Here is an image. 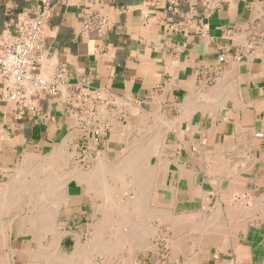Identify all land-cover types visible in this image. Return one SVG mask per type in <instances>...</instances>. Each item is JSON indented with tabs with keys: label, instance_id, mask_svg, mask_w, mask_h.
I'll use <instances>...</instances> for the list:
<instances>
[{
	"label": "crops",
	"instance_id": "0c3cea01",
	"mask_svg": "<svg viewBox=\"0 0 264 264\" xmlns=\"http://www.w3.org/2000/svg\"><path fill=\"white\" fill-rule=\"evenodd\" d=\"M43 8L39 74L52 82L62 70V84L33 119L18 121L0 101V264H264V0H225L217 9L199 0H0V36ZM76 85L99 90L91 112L68 104ZM154 138L144 172L156 179L145 183L144 204L135 197L146 186L135 180L121 193L110 179L47 182L45 195L16 202L5 193L18 187L9 177L23 163L58 147L71 173L72 160L114 167L130 145ZM119 204L137 209L118 215Z\"/></svg>",
	"mask_w": 264,
	"mask_h": 264
},
{
	"label": "built area",
	"instance_id": "2783aa9c",
	"mask_svg": "<svg viewBox=\"0 0 264 264\" xmlns=\"http://www.w3.org/2000/svg\"><path fill=\"white\" fill-rule=\"evenodd\" d=\"M193 1V0H190ZM225 0H199L205 9H217ZM49 18V9L43 8L33 15L23 13L17 19L14 33L0 36V101L13 107L15 118H35L39 113V102L47 97H57L62 84V70L51 82L39 74L45 59L44 26ZM104 19L87 20L84 32L104 23ZM223 58H218V72ZM206 82H212L207 78ZM100 99L99 90L86 85L72 87L67 98L71 108L78 112H91L93 101ZM258 134L257 137H261Z\"/></svg>",
	"mask_w": 264,
	"mask_h": 264
},
{
	"label": "bare ground",
	"instance_id": "6f19581e",
	"mask_svg": "<svg viewBox=\"0 0 264 264\" xmlns=\"http://www.w3.org/2000/svg\"><path fill=\"white\" fill-rule=\"evenodd\" d=\"M211 105V104H210ZM236 112V111H235ZM67 139V138H66ZM155 139V140H154ZM154 139H152V140H148L147 142H135V143H133L132 145H130L128 148L129 149H127L126 151H127V154L125 155V157H123V158H125V159H121L120 158V161H117V162H115V164H114V167H112V166H110L109 164H104V163H102V164H104V165H102V164H100L101 162H104V161H101V162H99V161H97L98 162V164L97 165H94V168H90V169H88L86 172H83L81 169H79V167L78 168H74L72 171H71V173L69 174V173H67L66 171H65V173H64V171H63V173L61 174V172H60V170L58 171L57 170V168L55 169V171L57 170V172H60V175H58V173L57 172H55L54 173V175L53 176H55V174L57 173V175L55 176V177H52V175H47V170H46V175H47V177L45 176L44 178L46 179H48V178H50V177H48V176H51L52 177V180H45L46 181V183L47 182H49V184H51V183H56L57 182V185H59V183L58 182H60V183H63V184H65L66 182H68L69 180H76V181H83V182H91V181H93L92 183H94V182H96V181H101V180H103V182H104V180H108V179H110V180H113V181H116V182H121L122 183V186H124V189H122V190H119L118 192L119 193H121V192H123V190H125V189H127V188H129V187H127L126 188V186L128 185V184H130L129 182H132L133 180H135L136 182H142V183H144V185L146 186L145 188H143V187H140L142 190H141V193H138V194H136L137 195V198L135 197V199H138V198H140L141 200H142V197L144 196V198L145 197H150V194H151V188H149V186H148V190L146 189L147 188V185L145 184L146 183V181L147 182H151V180L153 181L154 179H156V174L154 173V172H144V171H147L148 170V168H149V160H150V158H151V156H153L154 155V153H156L154 150H155V148H156V145H158V143H159V138H157V140H156V138H154ZM68 145V144H67ZM57 148V147H56ZM59 149H57L56 151H54V153L50 156L49 155V157H45L44 159H41L40 157H39V159L37 158V159H33V161H26L25 163H26V165H23V167H25V166H27L28 165V167L29 168H27V167H25V168H20V171H19V173H17L18 175L21 173L22 175L20 176V177H18L17 179H15V181L17 182V184H19L18 185V187L17 188H15V187H13L12 186V188H15V189H13V190H7L6 192L5 191H3V192H5V193H7V194H9V196H12V197H14L15 196V198H14V201H15V199H16V197L18 198V197H21L23 200L25 199V198H28L29 200L30 199H32V198H29V197H31V196H28V195H30V194H33V191H35L34 189H37V186H38V184H40V183H44V179L42 180V179H40V177H39V174H40V170H42V168L41 167H43V166H49V167H47V168H50V166H60V167H62L63 165L65 166L66 164L65 163H67L68 161H69V158L66 156V155H64V154H67L66 152V149L64 148V147H62L61 146V148L60 147H58ZM158 148V147H157ZM228 149V148H227ZM32 162H34V163H32ZM31 163V164H30ZM37 167V168H35V166ZM107 165H109L110 167H112V169L110 168V170H108V169H105V167L107 166ZM127 165H128V167H127ZM34 166V167H33ZM53 166V167H54ZM46 167H44L45 169H46ZM151 167V166H150ZM52 168V167H51ZM106 168H109V167H106ZM60 169V168H59ZM63 169V168H62ZM147 169V170H146ZM232 169V168H231ZM44 170V169H43ZM49 170H50V172H49ZM48 170V173H50L51 174V169H49ZM105 170H108L107 172L105 171ZM140 170V171H139ZM154 170V169H153ZM235 170V169H234ZM25 173H24V172ZM54 171V170H53ZM148 171H150V170H148ZM42 173V172H41ZM29 174H31V176H29V178L28 179H30V177H31V180H28L27 178H26V175H29ZM68 174V175H67ZM152 174V175H151ZM15 175V174H14ZM59 176V177H58ZM16 177V176H15ZM13 178V177H12ZM51 179V178H50ZM147 179V180H146ZM148 179H150L149 181H148ZM14 180V179H13ZM75 181V182H76ZM51 182V183H50ZM110 182V181H109ZM15 183V182H14ZM97 183V182H96ZM132 183H135V182H132ZM97 184H101L100 182H98ZM104 184V183H103ZM107 184V183H106ZM109 184V183H108ZM107 184V185H108ZM52 185V184H51ZM54 186H55V184H53ZM61 185V184H60ZM94 185V184H93ZM115 185V184H114ZM1 186V185H0ZM47 186V185H46ZM87 186H89V185H87ZM104 187H106L105 185H103ZM108 186H110V185H108ZM141 186H143V184L141 185ZM53 187V186H52ZM59 187V186H58ZM57 187V188H58ZM61 188L63 187V189H64V185L63 186H60ZM59 187V190L61 189ZM93 187V186H92ZM136 187V186H135ZM132 189H133V187H131ZM109 189V188H108ZM111 189V188H110ZM109 189V191L108 190H105L106 192L108 191L109 193L107 194L106 192H105V194H107L108 196H109V198H111V200H113V199H115V198H113L112 199V197H110L111 195H112V192H111V190ZM131 189V190H132ZM38 191H39V189H37ZM55 190V189H54ZM57 190V189H56ZM1 191V190H0ZM58 191V190H57ZM60 191H62V190H60ZM59 191V192H60ZM64 192H65V190H63ZM62 191V192H63ZM94 191V190H93ZM100 191V190H99ZM104 191V190H103ZM138 191V190H137ZM136 190L135 191H133V192H137ZM39 192H41V191H39ZM59 192H58V194H59ZM95 192V191H94ZM115 192H117L116 190H115ZM129 192H132V191H129ZM37 193V192H36ZM35 193V194H36ZM43 193V192H42ZM57 193V192H56ZM61 193V192H60ZM99 193V192H98ZM113 193H114V191H113ZM118 193V194H119ZM49 194V193H48ZM104 194V193H103ZM122 194H124V193H122ZM122 194H121V196H122ZM135 194V193H134ZM24 195V196H23ZM37 195V194H36ZM47 195V194H46ZM62 195V197L65 195H63V194H60V196ZM102 194H100V196H101ZM1 196V195H0ZM3 196V195H2ZM33 196V195H32ZM38 196V195H37ZM40 196V195H39ZM98 196H99V194H98ZM120 196V195H119ZM118 196V197H119ZM127 196V195H126ZM135 196V195H134ZM142 196V197H141ZM11 197V198H12ZM53 197H54V195H53ZM52 197V198H53ZM123 197V196H122ZM121 197V198H122ZM130 197H133V195L132 196H130ZM11 198H9V199H11ZM105 198V197H104ZM107 198V197H106ZM143 198V199H144ZM53 199H58L57 197L56 198H53ZM119 199V198H118ZM127 199V198H126ZM125 199V200H126ZM130 199H132V198H128V200H130ZM140 199H138V200H140ZM17 201H18V199H16ZM59 200V199H58ZM61 200V199H60ZM111 200L109 199V202H111ZM120 200V199H119ZM146 200V202H148L149 201V199L147 200V199H145ZM144 200V201H145ZM27 201V200H26ZM105 201H106V199H105ZM108 201V200H107ZM106 201V202H107ZM134 201V200H133ZM135 201H137V200H135ZM7 202V201H6ZM16 202V201H15ZM109 202L108 203H106V205L107 206H109ZM118 202V201H117ZM122 202H123V200H122ZM122 202L120 201V203L122 204ZM126 202V201H125ZM143 203L144 204V202H143V200L142 201H140V203ZM23 203V202H22ZM25 203V202H24ZM103 203V202H102ZM116 203V202H115ZM136 203H138L139 204V201L138 202H136ZM57 204V203H56ZM113 204V203H112ZM118 204V203H117ZM123 204H125V203H123ZM146 204V203H145ZM111 205V204H110ZM120 205V204H119ZM126 205H128V203L126 204ZM126 205L125 206H123V208L124 209H122V206L120 207V206H116L115 205V207H119V209L118 208H114L113 206H111V207H109V209H107L106 208V211L107 210H111V211H108L109 213L110 212H113V210L112 209H110V208H114L115 209V211L117 210H119L118 211V213L119 212H122L121 214H123V215H125V214H128L129 215V211L128 210H130L132 207V209H137V207H134V206H132V205H134V204H132L130 207V209H128V206H127V208H125L126 207ZM142 205V204H141ZM140 204H139V206H141ZM60 205H58V207H59ZM138 206V207H139ZM146 206V205H145ZM50 207V206H49ZM57 207V206H56ZM106 207V206H105ZM46 208V207H45ZM55 208V204H54V206H53V209ZM31 209V208H30ZM56 209V208H55ZM122 209V210H121ZM131 209V210H132ZM134 209V210H135ZM144 209V208H143ZM34 210V209H33ZM41 211H43L44 213H45V211L44 210H42V209H40ZM58 210V209H57ZM133 210V211H134ZM155 210V209H154ZM138 211V210H137ZM142 211H144V210H142ZM40 211H38V212H36V214L37 213H39ZM43 212H40L41 213V217L42 216H47V217H49V215H47L46 213L44 214V215H42V213ZM46 212H47V209H46ZM49 212V214L50 215H52V213L54 214L55 212H50V211H48ZM107 212V213H108ZM132 212V211H131ZM135 212V211H134ZM146 211H144V213H145ZM151 212V211H150ZM154 212V211H153ZM35 213V212H34ZM106 213V214H107ZM133 213V212H132ZM149 213V212H148ZM154 213H157V211H155ZM113 214H114V212H113ZM120 213L118 214V215H121ZM136 215V214H135ZM143 215V214H142ZM152 215H154L153 213H152ZM160 215V214H159ZM46 216H45V218H46ZM55 216V215H54ZM125 216H127V215H125ZM137 216V215H136ZM139 216V215H138ZM156 216V215H155ZM52 217V216H51ZM50 217V218H51ZM110 217V216H109ZM128 217H130V216H128ZM127 217V218H128ZM140 217V216H139ZM138 217V218H139ZM153 217V216H152ZM23 218H25V217H23ZM43 218V217H42ZM41 218V219H42ZM118 218H119V216H118ZM124 218V217H123ZM127 218H124V220L123 219H121V220H123V221H127ZM162 218V217H161ZM35 219V218H34ZM164 219V218H163ZM27 220H29L28 218H27ZM32 220V219H31ZM118 220H120V219H118ZM117 220V221H118ZM130 220H132V219H130ZM34 221V220H33ZM32 221V223H34ZM39 221V220H38ZM164 221V220H163ZM29 222V221H28ZM36 222H37V218H36ZM42 222H44V221H42ZM48 222V221H47ZM46 222V223H47ZM124 222V223H125ZM136 223H137V221H135ZM134 222V223H135ZM169 222V221H168ZM45 223V222H44ZM49 223V222H48ZM47 223V224H48ZM120 223H121V221H120ZM127 223V222H126ZM125 223V224H126ZM133 223V222H132ZM131 223V224H132ZM133 223V224H134ZM22 225L24 224H26V222H22L21 223ZM122 224V223H121ZM128 224H130V223H128ZM139 224L140 223H137V229H139L140 228V226H139ZM174 224V223H173ZM21 225V226H22ZM24 225L22 226V227H24ZM118 225V224H117ZM120 225V224H119ZM127 225V224H126ZM125 225V226H126ZM1 226V225H0ZM31 227L33 226V224H31L30 225ZM29 226V228L30 229H32L31 227ZM49 226H51V225H49ZM53 226V225H52ZM129 226V225H128ZM133 226H135V225H133ZM133 226H129L130 228H133ZM138 226H139V228H138ZM146 226V225H145ZM26 227V226H25ZM24 227V228H25ZM34 227V226H33ZM143 227V226H142ZM151 227H154V226H151ZM28 228V229H29ZM38 228V227H37ZM35 229V227H34V231H36V230H39V228L38 229ZM107 228V227H106ZM112 228V227H111ZM130 228H128V229H130ZM145 228V227H144ZM29 229V230H30ZM110 229V228H109ZM120 229H121V227H120ZM123 229H124V227H123ZM127 229V230H128ZM134 229V228H133ZM132 229V230H133ZM141 229H143V228H141ZM148 229H150V228H148ZM28 230V231H29ZM33 230V229H32ZM105 230V229H104ZM126 230V229H125ZM131 230V231H132ZM140 230V229H139ZM119 231V230H118ZM117 231V232H118ZM123 231V230H122ZM137 231V230H136ZM142 231V230H141ZM155 231H156V229H155ZM99 232V231H98ZM139 232V231H138ZM142 232H145V231H142ZM41 233H43V232H41ZM40 233V234H41ZM128 233H130L129 231H128ZM140 233V232H139ZM138 233V234H139ZM147 233V232H146ZM155 233V232H154ZM138 234H135V235H138ZM153 233L151 232V235H152ZM97 235V234H96ZM40 236V235H39ZM127 236V234H125V233H119V235H118V242H121V243H126V242H128L129 241V238H127L126 237ZM132 236H134V235H132ZM131 236V237H132ZM56 237V236H55ZM136 236H134V238H135ZM145 237V236H144ZM144 237H142V238H144ZM150 237V236H149ZM116 238V237H115ZM145 238H147V237H145ZM144 238V239H145ZM162 238V237H161ZM60 239V237L58 236L57 238H55V243L57 244V242H58V240ZM131 239V238H130ZM136 239V238H135ZM137 239H138V237H137ZM144 239H142V240H144ZM78 240V239H77ZM95 240V239H94ZM93 240V241H94ZM106 240V239H105ZM134 240V239H133ZM142 240H140V241H142ZM115 241V240H114ZM113 241V242H114ZM98 242V241H97ZM97 242H96V244H97ZM110 242V241H109ZM130 242H132V239H131V241ZM135 242H137V241H135ZM95 243V242H94ZM99 243V242H98ZM104 243V242H103ZM120 243V244H121ZM138 243V242H137ZM143 243V242H142ZM151 243V242H150ZM95 244V245H96ZM135 244V243H134ZM134 244H131V245H134ZM98 245V244H97ZM105 246H106V244H104ZM126 245H127V243H126ZM149 246V245H148ZM50 247V246H49ZM53 247V246H52ZM127 247H128V245H127ZM130 247V246H129ZM108 248V247H107ZM136 248V247H135ZM129 249H131V248H129ZM107 250V249H106ZM130 252H131V250H130ZM128 254H130V253H128ZM132 255V254H131ZM111 256V255H110ZM72 258V257H71ZM91 258V257H90ZM67 259V258H66ZM56 260V259H55ZM90 261V260H89ZM130 261H131V259H130ZM108 262V261H107ZM65 263V262H64ZM84 263V262H83Z\"/></svg>",
	"mask_w": 264,
	"mask_h": 264
},
{
	"label": "rangeland",
	"instance_id": "374dc122",
	"mask_svg": "<svg viewBox=\"0 0 264 264\" xmlns=\"http://www.w3.org/2000/svg\"><path fill=\"white\" fill-rule=\"evenodd\" d=\"M41 159H44V158L42 157ZM32 163H34V162H32ZM30 164H31V163H30ZM23 165H26V163H23L21 168H25V167L29 168L28 165L25 166V167H23ZM70 165L72 166V170H73L74 168L76 169V168L79 167V169H81V170L84 172L85 170L88 169V168H86L85 166H82V164L78 163L77 160H74V161L72 160V161L70 162ZM34 166H35V165H34ZM34 166H33V167H34ZM53 166H54V165H53ZM53 166H50V168H47V167H49V166H47V167H46V166L41 167L42 170H40L39 177H40V179H42V178L44 179V180L42 179V180L44 181V183L42 182V183L38 184V186H37V189H39V191H41V192H39L37 189H34L35 191H33V194H30V195H28V196L36 197L37 195H38V196H39V195H40V196L45 195L44 193H46V189H42V188H40L42 185H44V184L46 183L45 180H46L47 178L45 179L44 177H45V176L47 177V175H52V177H55V176L57 175V173H58V175H60V172H61V174L63 173L62 168H63L64 165H63L62 167H60V166H59V167H58V166H56V167L54 166V167H53ZM127 166H128V165H127ZM44 167H46V169H45ZM51 167H52V168H51ZM35 168H37V167L35 166ZM56 168H57L58 171L60 170V172H57V170L55 171ZM59 168H60V169H59ZM43 169H44V170H43ZM49 169L52 170V171H51V174L48 173V170H49ZM46 170H47V175H46ZM53 170H54V171H53ZM23 172H24V171H23ZM41 172H42V173H41ZM49 172H50V170H49ZM55 172H57V173L55 174V176H53ZM18 173H19V172H18ZM21 173H22V172H21ZM21 173H20L19 175H18L17 173H16L15 175L12 174V175L9 177V180H13V179H14L13 181H15V179H17L18 177H20V176L22 175ZM24 173H25V172H24ZM68 173H69V172H68ZM43 174H44L45 176H44ZM69 174H70V173H69ZM67 175H68V174H67ZM15 176H16V177H15ZM29 176H31V174L26 175V178L28 179ZM12 177H13V178H12ZM31 177H32V176H31ZM31 177H30V179H28V180H31ZM48 177H50L51 179L48 178L47 180H49V181L52 180V177H51V176H48ZM58 177H59V176H58ZM60 182H61V181H60ZM60 182H58V183H60ZM54 183H55V182H54ZM55 184H57V182H56ZM60 184H62V183H60ZM45 185H46V184H45ZM36 192H37V193H36ZM42 192H43V193H42ZM35 193H36L37 195H36ZM32 195H33V196H32ZM23 196H24V195H23Z\"/></svg>",
	"mask_w": 264,
	"mask_h": 264
}]
</instances>
